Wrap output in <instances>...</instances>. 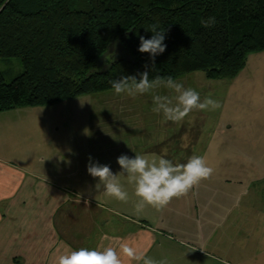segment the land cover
I'll return each mask as SVG.
<instances>
[{"label": "trees", "instance_id": "1", "mask_svg": "<svg viewBox=\"0 0 264 264\" xmlns=\"http://www.w3.org/2000/svg\"><path fill=\"white\" fill-rule=\"evenodd\" d=\"M152 25L166 29L167 46L153 67L138 51ZM115 48L123 51L116 59ZM261 51L264 0H0V59L22 67L10 81L0 73V113L108 91L146 66L150 79L202 71L231 80Z\"/></svg>", "mask_w": 264, "mask_h": 264}, {"label": "crops", "instance_id": "2", "mask_svg": "<svg viewBox=\"0 0 264 264\" xmlns=\"http://www.w3.org/2000/svg\"><path fill=\"white\" fill-rule=\"evenodd\" d=\"M5 131L13 134L11 128ZM20 135L21 139L26 136L23 130ZM19 145L25 146L21 142ZM12 147L20 151L14 144L0 148V264H53L66 248H95L104 235L109 239L103 243L116 246L118 251V243H127L154 261L166 260L167 264H214L215 256L197 252L195 245L208 244L216 227L223 228L230 242H236V237L239 243L247 242L256 234L259 242H264V220L253 224L244 219L236 221L239 225L232 224L230 206L220 224L213 222L217 189L240 209L251 198L255 199L251 207L264 209V158H205L214 169L209 179L200 181L187 195L174 198L162 211L146 207L135 215L136 197L126 177H121V184L129 194L127 203L103 196L96 201L97 180L87 173L89 158L85 153L76 158H24L23 151H34L29 145L31 150L20 151L19 158L6 154ZM116 159L96 161L117 173L120 167ZM249 164H257L256 173H248ZM205 214L211 220L200 223ZM159 222L163 227H154ZM200 227H204L203 234ZM252 227L250 232L248 228ZM156 246L159 249L153 252ZM121 258L123 264H136L123 254Z\"/></svg>", "mask_w": 264, "mask_h": 264}, {"label": "rangeland", "instance_id": "3", "mask_svg": "<svg viewBox=\"0 0 264 264\" xmlns=\"http://www.w3.org/2000/svg\"><path fill=\"white\" fill-rule=\"evenodd\" d=\"M122 52L121 48H115L110 53L116 59L123 55ZM109 54L103 58L104 65L110 61ZM21 71L18 59H0V73L6 81ZM236 77L231 80L211 79L206 72L197 71L175 78L185 88L195 89L201 100L211 94L221 104V108L215 111L193 110L179 123L165 121L162 115L152 111L153 93L129 97L116 95L112 89L64 100L49 107L2 112L0 148L14 144L15 148L18 146L16 150L26 151L31 150L30 145L34 151L32 154L23 151L24 158H76L79 153H85L94 161L117 158L121 154L130 157L142 154L150 158L163 156L173 163H185L193 154L209 159L264 158V51L248 55ZM155 94L175 95L165 88L156 89ZM10 128L13 134L5 131ZM21 130L26 134L22 139ZM19 142L25 146L21 147ZM58 150L64 151L59 153ZM20 151H14L12 147L6 154L13 157L17 154L21 158ZM256 165H248L249 174L256 173ZM215 197L217 216L213 222L216 225L223 221L230 207L232 224L244 219L253 224L256 220L258 224L264 220V209L251 207L254 198L240 209L236 202H227V197L218 189ZM208 220L211 218L205 214L200 223ZM164 222L168 223L167 220ZM154 227L163 226L159 222ZM203 229L200 227L199 233L203 234ZM216 229L208 244L195 245L197 252L215 256L214 264H264V242H259L258 234L253 233L256 235L252 236V241L241 240L239 243L240 238L236 237V242H230L225 238L223 228ZM248 229L253 231V227ZM231 232L234 233L233 227ZM158 249L156 246L152 251ZM244 251V254L240 253Z\"/></svg>", "mask_w": 264, "mask_h": 264}, {"label": "clouds", "instance_id": "4", "mask_svg": "<svg viewBox=\"0 0 264 264\" xmlns=\"http://www.w3.org/2000/svg\"><path fill=\"white\" fill-rule=\"evenodd\" d=\"M203 27H209L215 23V18L201 19ZM147 31V30H146ZM151 38L139 37L138 51L148 53L152 67L155 65V57L166 50L165 32L157 25H152ZM111 89L116 95L125 94L129 97L153 93L152 111L163 116L165 121L179 123L189 116L193 110L215 111L221 108L218 100L211 94L203 100L200 94L192 88L184 85L172 76L157 75L149 78V69L137 73V75H122L119 79L110 81ZM165 88L174 92V97L155 94V90ZM120 171L113 173L109 165L100 164L89 156L87 173L97 183L94 190L99 196L113 198L127 203L129 194L121 184V177H126L128 184L133 186L136 201L133 204V214L139 215L146 207H152L156 211H162L174 198H180L202 180L209 179L214 169L208 166L203 156L193 154L185 163H173L161 156L149 159L142 154L128 156L121 154L116 159ZM88 201H85L87 204ZM109 237H101V244L95 248L80 247L78 249L66 248L57 255L53 264H123L121 254L136 264H167L166 260L159 262L148 257L144 252H138L127 243H118L119 251L112 244L105 245L103 241Z\"/></svg>", "mask_w": 264, "mask_h": 264}]
</instances>
